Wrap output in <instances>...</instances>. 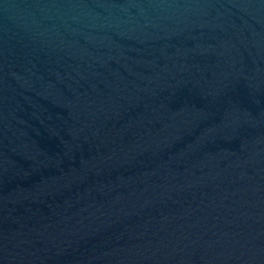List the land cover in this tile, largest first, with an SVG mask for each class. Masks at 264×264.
<instances>
[{"label":"water","instance_id":"obj_1","mask_svg":"<svg viewBox=\"0 0 264 264\" xmlns=\"http://www.w3.org/2000/svg\"><path fill=\"white\" fill-rule=\"evenodd\" d=\"M0 264H264V0H0Z\"/></svg>","mask_w":264,"mask_h":264}]
</instances>
